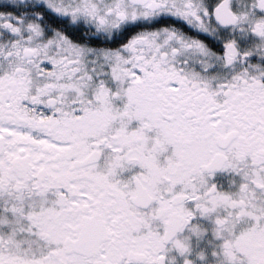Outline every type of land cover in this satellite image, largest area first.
I'll return each instance as SVG.
<instances>
[{
	"label": "snow or ice",
	"instance_id": "6c2138e0",
	"mask_svg": "<svg viewBox=\"0 0 264 264\" xmlns=\"http://www.w3.org/2000/svg\"><path fill=\"white\" fill-rule=\"evenodd\" d=\"M0 264H264V0H0Z\"/></svg>",
	"mask_w": 264,
	"mask_h": 264
}]
</instances>
